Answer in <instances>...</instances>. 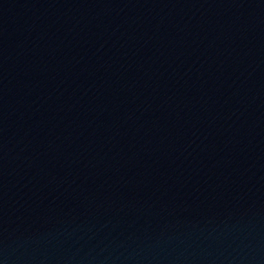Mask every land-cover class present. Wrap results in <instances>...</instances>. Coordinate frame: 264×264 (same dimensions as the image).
<instances>
[{"label":"water","instance_id":"obj_1","mask_svg":"<svg viewBox=\"0 0 264 264\" xmlns=\"http://www.w3.org/2000/svg\"><path fill=\"white\" fill-rule=\"evenodd\" d=\"M0 264H264V0H0Z\"/></svg>","mask_w":264,"mask_h":264}]
</instances>
